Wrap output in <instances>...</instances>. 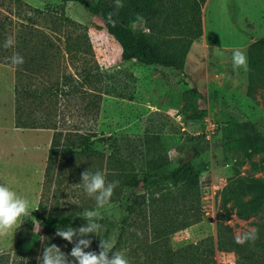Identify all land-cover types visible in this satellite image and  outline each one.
Segmentation results:
<instances>
[{"label": "rangeland", "instance_id": "obj_1", "mask_svg": "<svg viewBox=\"0 0 264 264\" xmlns=\"http://www.w3.org/2000/svg\"><path fill=\"white\" fill-rule=\"evenodd\" d=\"M89 1L111 6L117 12L129 4V0H120L122 7H117L116 0ZM176 1L184 3L179 4L180 10L189 9L190 0ZM229 3L234 5L231 10ZM167 4L159 9L161 20L129 14L127 24L135 36H151L163 52L182 62L180 71L125 60L102 21L77 3L0 0V20L6 23L4 29L11 35L8 38L15 45L19 37L23 42L21 55L35 57L34 68H43L36 71L41 80L37 84L61 82L64 72L75 77L74 71L78 74L87 70L90 77L78 91L92 90L101 95L100 99L79 97L46 108L61 132V142L78 129L90 137V148L74 150L75 155L64 161L56 157L52 181L45 186L53 131L14 127V70L0 64V183L27 198L31 210L29 216L20 218L19 227L0 236V255H8V262L27 263L29 258L24 256L36 244L37 257L51 244L73 246L58 236L46 239L34 215L40 203L48 210L59 205L63 214L95 209V199L80 184L86 169L103 172L108 182L119 181L110 203L99 210L102 218L97 222L103 227L99 237L89 234L90 248L99 251V240L107 239L114 241L113 252L120 251L115 246L120 225L129 203L138 195L156 198L151 210L155 216L167 218L168 225L197 214V223L168 236L173 251L214 239L221 223L231 228L235 239L241 233L255 231V241L264 244V201L261 210L246 219H238L236 210L228 205L229 219L225 221L220 207L224 190L232 188L234 181L264 182V49L251 46L264 38V0H206L200 9L199 33L173 24L178 12L168 9ZM231 14L239 30L231 22ZM180 18L188 21L190 15ZM236 48L246 52L247 70H233L232 53ZM205 118L215 125L209 140L202 135ZM245 122L261 136L251 147L239 140L237 126ZM194 149L199 154L190 162L198 177L200 197L190 204L178 186L162 179L192 156ZM134 179L140 181L137 188L128 185ZM212 183L217 188L214 200ZM85 223L83 218L74 228ZM162 228L160 224L158 230ZM139 231L131 229L140 236ZM204 245L194 251L209 248ZM212 246L215 248V240ZM242 251L248 255L246 249ZM258 255L256 264H264V251ZM140 259L128 258L129 264H145ZM214 259L217 264L245 263L233 252L215 250Z\"/></svg>", "mask_w": 264, "mask_h": 264}, {"label": "trees", "instance_id": "obj_2", "mask_svg": "<svg viewBox=\"0 0 264 264\" xmlns=\"http://www.w3.org/2000/svg\"><path fill=\"white\" fill-rule=\"evenodd\" d=\"M64 1L77 3L90 14L100 19L107 33L112 35L119 44L125 60L135 61L145 66L156 65L180 71L183 69V63L163 52L157 44L150 40L151 36H135L133 34L127 24L128 15L145 14L151 18L161 20L158 17L161 13L159 9L163 5L166 8L167 2L169 3L167 4L168 9H172L175 13L178 12V17L173 19L176 22L173 24L199 33L202 29L200 9L206 0H190L188 3L189 9L181 6L183 8L181 10L179 4L183 2L180 1L178 4L176 0H129L127 8L120 12H117L111 6H103L89 0ZM233 7L232 3L228 4V9L231 10ZM188 11L190 12L188 13ZM179 12L184 17L190 15V19L185 21L184 18H180L182 15ZM109 13H112V20L115 21L114 25L108 20ZM231 22L239 30L233 14H231ZM5 26L6 23L0 20V30L3 32L0 33V64L12 66L14 70V127L16 129H45L53 131L44 174V185L48 186L54 175V159L57 157L61 161H64L68 158L67 156L75 155L74 150L84 152L90 148V137L80 134L78 129H73L74 136L70 135L69 137L65 135L63 142H61V132L55 127L54 122H52V116L48 114L49 111L46 108H51L52 106L56 108L57 105L61 104V101L66 103L79 97H82V99H89L91 97L100 99L101 95L100 93L92 92V90L83 93L78 91L77 88L84 87L83 84L90 77V71L87 70H83L84 72L82 71L78 74L74 71L75 77L72 74H65L64 72L61 76V82L44 81L37 84L40 76L36 74V71L39 72L43 68H34L35 57L25 58L21 55V45L23 42L18 40L19 37H17L15 45L4 49V43L10 35V32L6 33ZM8 26L10 25L8 24ZM251 46L253 48L264 49V38L255 40ZM14 54H19L23 57L24 62L21 65H13L11 63L9 58ZM237 129L241 131L239 140L248 144L249 147L252 146L253 142L261 139L260 134L249 122L238 125ZM198 154L199 150L194 149L192 156H188L186 160L180 163L178 168L162 179V182L169 183L170 181L174 186H178L184 198H188L191 201L190 204L194 203L193 199L195 201V199L200 197L198 177L190 162ZM141 181L144 185L148 183L145 177H142ZM139 184L140 181L138 182L135 179L128 182V185L132 188H137ZM247 196L250 197L247 200H243ZM156 201V198L152 196L138 195L127 207V213L120 225L115 246L119 247L117 248L118 250L125 252L128 258H141L145 264H217L214 259L216 250L217 252H233L240 260L245 261V263L238 262L236 264H256L258 259L255 257L259 256L258 252L262 253L264 251V244H261V242L257 243L258 241L255 240L238 244L233 234H231V228L225 226L223 223L217 227L214 239L208 238L198 245H191L178 251H173L170 248L168 236L197 223L199 219L196 213H192V215L183 217L181 221L178 220V224L168 225L167 218L161 219L159 214L155 216V212L151 210ZM263 201L264 182L253 180L245 183L241 180H236L232 188L224 190L222 195L220 207L226 215L223 220L227 221L229 219L228 205H230L231 209L236 210L235 213L238 219H246L249 215L261 210ZM39 205V210L34 215V221L42 230L43 236L46 239L56 236L55 231L57 227L71 226L74 228L75 225L83 220L81 213L63 214L59 205H55L49 208V210L43 207L42 203ZM190 208L192 207L190 206ZM160 224H163L161 232L158 230ZM133 228H139L141 235L133 234L131 232ZM214 240L215 248L212 246ZM204 244H208L209 248L206 246V249L203 251L202 249L198 252L194 251L195 249L197 250V246L202 248V246H205ZM60 248L67 254L70 252L72 246L66 245L60 246ZM242 248L247 250L248 255L243 254ZM85 251L98 252L93 247ZM38 253L39 248L36 244L25 254L24 257L29 258V261L25 264H40L37 259ZM6 256L8 255H0V264H18L16 261L13 262V259L11 262H8ZM16 258L18 257L16 256Z\"/></svg>", "mask_w": 264, "mask_h": 264}, {"label": "clouds", "instance_id": "obj_3", "mask_svg": "<svg viewBox=\"0 0 264 264\" xmlns=\"http://www.w3.org/2000/svg\"><path fill=\"white\" fill-rule=\"evenodd\" d=\"M117 7H122L120 0H116ZM108 20L113 25L112 13L108 14ZM14 45V40L8 38L5 47ZM10 61L13 65H21L23 57L19 54L11 56ZM248 59L246 52L236 48L232 53L233 70L243 68L247 70ZM80 184L89 197H93L96 202L95 209L83 212L86 223L78 228L71 226L57 227L55 235L72 244L69 253L65 254L56 244L44 247L43 252L37 257L40 264H129V260L123 251H115L114 241L107 239L99 240V251H85L90 248L92 243L89 234L99 237L102 225L97 222L101 219L100 209L110 203L114 189L119 185L118 180L106 181L105 174L101 171L90 172L88 169L83 171L80 176ZM30 201L20 196L7 184L0 183V236H6L10 230L20 226V218L29 216ZM256 239L255 231L241 233L236 237L238 244H243ZM111 253V255H110ZM71 258V259H69Z\"/></svg>", "mask_w": 264, "mask_h": 264}, {"label": "built area", "instance_id": "obj_4", "mask_svg": "<svg viewBox=\"0 0 264 264\" xmlns=\"http://www.w3.org/2000/svg\"><path fill=\"white\" fill-rule=\"evenodd\" d=\"M215 131V125L209 121V119L205 118V128L204 131L202 133L203 137L207 140H209L211 138V136L214 134ZM217 189L216 186L212 183L211 186V190H213L212 194H211V198L212 200H214V195H215V190ZM212 209H214V205L211 206Z\"/></svg>", "mask_w": 264, "mask_h": 264}, {"label": "crops", "instance_id": "obj_5", "mask_svg": "<svg viewBox=\"0 0 264 264\" xmlns=\"http://www.w3.org/2000/svg\"><path fill=\"white\" fill-rule=\"evenodd\" d=\"M197 71H198V68H195V72H197ZM195 72H194V73H195Z\"/></svg>", "mask_w": 264, "mask_h": 264}]
</instances>
